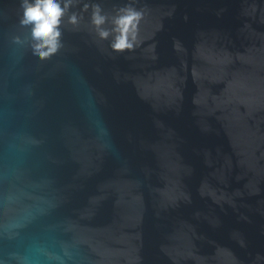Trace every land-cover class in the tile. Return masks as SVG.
Returning <instances> with one entry per match:
<instances>
[{"label": "water", "instance_id": "obj_1", "mask_svg": "<svg viewBox=\"0 0 264 264\" xmlns=\"http://www.w3.org/2000/svg\"><path fill=\"white\" fill-rule=\"evenodd\" d=\"M20 2L0 0V264H264V0H61L44 59ZM126 4L145 15L116 51L93 5L111 29Z\"/></svg>", "mask_w": 264, "mask_h": 264}, {"label": "clouds", "instance_id": "obj_2", "mask_svg": "<svg viewBox=\"0 0 264 264\" xmlns=\"http://www.w3.org/2000/svg\"><path fill=\"white\" fill-rule=\"evenodd\" d=\"M67 7V2L61 7V0H21L18 26L28 29L30 50L34 57L47 58L59 48V25ZM144 15L142 10L132 4H126L116 9L111 17L112 27L109 29L101 27L108 16L101 13L99 5H93L91 23L96 27L100 38H107L110 32L113 34L111 41L113 50H132L136 46L137 33ZM69 20L75 23V14L70 16Z\"/></svg>", "mask_w": 264, "mask_h": 264}]
</instances>
